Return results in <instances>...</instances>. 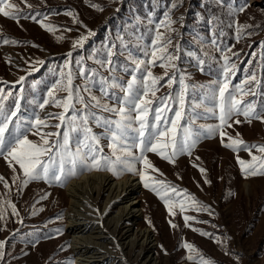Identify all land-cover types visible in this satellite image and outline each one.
Returning a JSON list of instances; mask_svg holds the SVG:
<instances>
[{"label": "rangeland", "instance_id": "rangeland-1", "mask_svg": "<svg viewBox=\"0 0 264 264\" xmlns=\"http://www.w3.org/2000/svg\"><path fill=\"white\" fill-rule=\"evenodd\" d=\"M10 2L18 5L20 16L17 20L0 14V88L18 92L21 85L15 82L20 76H25L22 83L26 98L21 107L25 116L34 107L29 100L33 95L42 99L45 86L54 82L66 60H71L73 69L77 68L79 58H84L83 62L89 69H99V65L87 57L93 49L100 50L113 44L116 45V59L122 62L129 52L142 57L145 48L150 51L151 39L157 31L163 33L162 42L171 40L166 44L167 50L177 57L171 61L176 68L167 69L169 75H164L166 69L160 67L159 61L152 68L154 75L163 77L157 97L170 91L166 81L173 73L176 81L172 85L174 89L179 88L180 76L185 74L186 83L192 86L187 103L194 109L196 127L217 123L203 107H194V100L202 95L200 85H208L221 74L222 54L229 56L236 65L235 75L231 77L233 87L240 84L246 74H251L249 70H254L257 79L264 81V65L260 63L261 42H264V0H246L248 7L244 12L237 9L245 0H224L223 4L219 0H27V4L32 6L30 8L24 0ZM92 3L100 5L103 10L93 9L90 7ZM174 4L176 7L173 8ZM68 9L86 28L80 23H73L72 17L67 15ZM166 12L175 21L169 26L171 31L164 26L156 29V24L164 19ZM33 16L54 25L55 31L48 32L42 28L31 18ZM237 24L253 27L244 29L238 37ZM87 30H91L93 35L88 37L82 48H73L74 40ZM250 31L253 32L251 36L247 35ZM3 38L14 39L18 43L4 44ZM223 49L230 51L222 52ZM69 52L71 57H68ZM41 60L43 64L38 63ZM200 60L205 61L203 65ZM33 67L37 70L31 71ZM100 71L108 76L106 69ZM117 75L126 82L127 74L118 72ZM75 76L74 84L83 89L85 82L80 79L78 70ZM244 87H250L247 81ZM253 92L254 95L244 96L242 100L254 103L258 109L264 107V83L255 87ZM93 94L100 95L99 83L93 88ZM64 95V92L57 93L59 97ZM83 95L88 98L86 92ZM80 107L76 105L77 109ZM60 110L51 104L46 105L45 110L37 109L41 116ZM239 119L242 123L233 124L232 128L225 130L234 137L239 132L249 144H264V123L254 118L246 121L243 116ZM57 122L49 121L50 124ZM92 127L97 133L104 131L95 124ZM46 130L55 131L54 128ZM29 138L38 139L31 133ZM103 143L107 153V141ZM252 151L255 154V149ZM147 155L159 169V172L152 173L154 178L186 190L208 206L213 214L189 208L184 214L195 217V220L189 221L191 227L185 226L178 209L175 216H170L157 195L143 186L139 175L130 172L117 177L106 170L86 171L68 179L63 185L39 180L31 181L18 190L17 184L12 181L11 168L0 157V175L10 185L9 189H5L0 182V198L11 200L19 213L18 216L12 215L11 209H8L5 220L0 221V241H5V255L0 258V264H78L72 247L73 235L67 230L72 213L79 222L80 216L91 217L95 221L102 218L104 221L116 212L115 208L106 210L104 196L93 200V194L83 197L84 201L74 211L70 207L71 199L66 187L73 181H85L82 186H86L84 190H87L88 186L93 187L94 181L83 178L96 174H105L116 181L132 177L139 183L140 188L135 194L139 210L137 228L151 231L152 246H144V249L150 252L156 264H197L196 260H187L188 253L182 247L184 242L193 244L199 255L210 259L213 264H264V175L248 178L241 175L236 156L250 159L247 152L234 153L223 147L217 134L201 138L191 156L178 155L174 164L154 153ZM194 165L207 170L210 183H204L205 177ZM169 221L177 227H171ZM193 228L209 235H201ZM101 236L106 238L108 234ZM100 243L111 251H119L108 242ZM136 253L138 250L128 255L131 264H140L141 257ZM118 254V264H128L124 254L121 251Z\"/></svg>", "mask_w": 264, "mask_h": 264}, {"label": "snow or ice", "instance_id": "snow-or-ice-1", "mask_svg": "<svg viewBox=\"0 0 264 264\" xmlns=\"http://www.w3.org/2000/svg\"><path fill=\"white\" fill-rule=\"evenodd\" d=\"M24 2L27 4V0ZM219 3L223 4L224 0H219ZM27 6L32 7L30 4ZM90 7L98 11L103 10L96 3H92ZM246 7L248 5L245 0L237 11L244 12ZM0 14L18 20V5L10 0H0ZM67 15L72 17L73 23H80L86 28L71 9L67 10ZM31 18L48 32L55 31L54 25L44 23L35 16ZM173 23L175 21L171 19L170 13L166 12L164 19L156 24V29L164 26L171 31L169 26ZM249 27L253 26L237 24V36ZM252 34L251 31L247 33L249 36ZM92 35L93 32L87 30L74 40L72 47L82 48ZM162 37L163 33L157 31L151 39L150 51L145 48L142 57L133 56L129 52L123 62L116 59L114 44L105 45L100 50L93 49L87 59L99 65V69H89L83 62L84 58L77 59V68L73 69L71 60H66L64 65L60 66V72L54 82L45 86L42 99L33 95L29 100V104L34 107L27 116L21 113L22 101L26 98L22 83L25 76H20L15 82L21 85L18 92L0 88V157H3L11 168L12 181L17 184L18 190H22L31 181L39 180L47 183L55 181L63 185L68 179L78 177L86 171L106 170L117 177L124 172H130L139 175L143 186L157 195L170 216H175L178 209L185 226L191 227L189 221L195 220V217L184 214L187 209L207 211L209 215L213 214L212 211L186 190L154 178L152 173L159 172V169L148 153H154L162 160L174 164L178 155L191 156L201 138H211L218 134L223 147L234 153L242 150L248 153L250 159L236 156V163L244 178L264 175V144H249L241 138L239 132H236L234 137L225 130L232 128L233 124L242 123L240 116L246 121L254 118L264 123V107L258 109L254 103L242 100L244 96L254 95L253 89L264 81L257 79L254 70H249L251 74H246L240 84L233 87L231 77L235 75L236 65L229 56L222 54L221 74L208 85H200L202 95L198 100H194V107H203L205 113H211L217 123L196 127L194 109L187 103L189 88L192 86L186 83L185 74L180 76L179 88L174 89L172 85L176 81L173 73L166 81L170 91L157 97L163 77L154 75L152 68L159 61L160 67L166 69L164 75H169L167 69H175L176 65L171 61L177 59L167 50L166 44L171 43V40L168 39L165 43L162 42ZM2 42L18 43L7 38H3ZM226 51L230 50H222ZM71 55L69 52L68 57ZM199 62L203 65L205 61ZM38 63L43 64L44 61ZM260 63L264 65V42H261ZM100 69H106L108 76L103 75ZM36 70L35 67L31 69ZM77 70L80 79L85 82L83 89L74 84ZM118 72L127 74L126 82L117 75ZM246 81L250 87H244ZM97 83L99 96L93 94ZM33 89L35 90V83ZM59 92L66 95L59 97ZM85 92L88 94L87 99L83 95ZM50 104L61 110L58 113L46 112L41 116L37 109L45 110V106ZM77 104L81 106L79 109L76 108ZM170 112L173 114L170 115ZM52 120L58 122L50 124L49 121ZM93 124L104 131L95 132ZM51 128L55 131L46 130ZM29 133L38 139H30ZM104 140L107 141V153L104 151ZM196 159L199 160V157ZM194 166L198 167L205 177L204 183H210L206 176L207 170L199 165ZM0 182L5 189H9L10 185L2 175ZM43 198L45 197H41ZM8 209H11L12 215H19L11 200L0 198V221L5 220ZM169 224L173 228L177 227L171 221ZM193 231L200 230L193 228ZM200 234L209 235L202 231ZM182 247L188 253L187 260H196L197 264H213L210 259L199 255L193 244L184 242ZM4 255L5 241H0V258Z\"/></svg>", "mask_w": 264, "mask_h": 264}, {"label": "bare ground", "instance_id": "bare-ground-1", "mask_svg": "<svg viewBox=\"0 0 264 264\" xmlns=\"http://www.w3.org/2000/svg\"><path fill=\"white\" fill-rule=\"evenodd\" d=\"M83 179L94 181L93 187L88 186L89 189L84 190L86 186L82 184H85V181L81 183L73 181L66 187L72 210L79 208L84 201L83 197L93 194V200L104 196L106 210L115 208L116 212L104 221L102 218L95 221L91 217H82L75 211V214L80 216L79 222L74 212L72 213L67 230L73 235L72 247L77 255L78 264H118L119 251L124 254L128 264H131L128 255L136 250H138L136 256L141 257L140 264H156L150 252L144 249L146 246H152L151 231L148 228H137L139 210L135 194L138 193L140 186L135 178L127 177L116 181L105 174H96ZM101 234H108V237L104 238ZM100 242H108L107 244L119 251H111ZM97 254L100 255L95 256Z\"/></svg>", "mask_w": 264, "mask_h": 264}]
</instances>
